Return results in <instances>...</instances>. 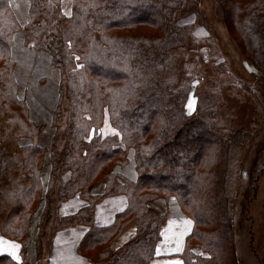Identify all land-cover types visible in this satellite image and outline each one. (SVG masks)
<instances>
[{"label":"trees","instance_id":"16d2710c","mask_svg":"<svg viewBox=\"0 0 264 264\" xmlns=\"http://www.w3.org/2000/svg\"><path fill=\"white\" fill-rule=\"evenodd\" d=\"M73 1L72 14L66 17L61 0H29L30 19L23 26L24 45L47 50L51 62L66 75L51 121L56 130L48 148L51 170L43 192L46 148L38 138L46 124L31 119L29 106L19 95L10 55L14 34L22 26L9 0H0V235L17 240L23 255V261H17L2 253L0 264L29 263L25 250L30 244V218L43 194L37 250L48 233L51 247L58 230L83 224L89 229L78 250L90 264H149L165 216L152 217L147 203L173 195L194 220L186 241V264H237L231 217L235 180L231 158L236 151L230 144L239 145L246 134L236 131L226 142L209 113L200 107L195 117L185 113L188 92L172 82L179 64L171 54L186 43L191 28L174 15L181 0ZM217 1L249 58L260 61L264 0ZM105 108L118 136L104 137L98 130ZM63 109L69 118L67 144L60 148L57 119ZM27 137L34 143L22 145L20 140ZM130 149L136 180L115 171L117 165L128 163ZM101 182L104 192L92 194V186ZM120 193L127 196L128 206L111 224L95 225L97 204ZM74 196L88 204L60 215L61 202ZM134 221L136 235L113 252L110 244ZM193 247L204 256L195 254Z\"/></svg>","mask_w":264,"mask_h":264},{"label":"rangeland","instance_id":"374dc122","mask_svg":"<svg viewBox=\"0 0 264 264\" xmlns=\"http://www.w3.org/2000/svg\"><path fill=\"white\" fill-rule=\"evenodd\" d=\"M73 2L71 0L68 14L62 9L66 17L72 14ZM181 3V8L174 7V15L182 24L191 23V28L186 43L171 51L173 59L178 61V71L174 73L173 69L167 75L174 73V86L188 92L184 104L186 114L195 117L201 110L209 113L208 117L212 118L211 122L216 124L226 142L231 133L241 131L246 134V139L239 145L230 144L236 151L231 158V167L235 169L231 210L233 251L237 264H264V53L259 55L260 61L249 58L240 38L224 21L217 0H181ZM12 46L10 59H13L20 75V83L15 77L20 85V97L26 100L29 108L39 99L46 107L41 114L48 119L53 118L59 99V85L64 84L66 75L61 72V67L51 62L47 50L25 46L18 50V55H14ZM50 78L55 81L54 85L50 83ZM68 101L69 98L65 97V104ZM68 118L66 109L58 115L60 148L67 144ZM48 122H43L46 124V138L56 130L50 125V120ZM108 124L111 125L105 108L98 130L101 132L103 125ZM130 151L134 155V150ZM50 237L48 233L38 250L34 241L33 260L29 261L32 254L28 248L25 250L28 264H37L38 257L42 261L44 257L49 259L46 256L47 251L48 255L50 252ZM192 251L204 256L198 248L193 247Z\"/></svg>","mask_w":264,"mask_h":264},{"label":"crops","instance_id":"0c3cea01","mask_svg":"<svg viewBox=\"0 0 264 264\" xmlns=\"http://www.w3.org/2000/svg\"><path fill=\"white\" fill-rule=\"evenodd\" d=\"M9 4L16 15L22 28L14 34V43L12 46V54L18 55L25 47L24 45V28L23 26L29 21V0H9ZM62 9L65 14L70 12L71 0H61ZM47 53V52H46ZM49 55V54H48ZM14 58V57H13ZM15 59V58H14ZM39 62V61H38ZM16 66V65H15ZM29 66V65H28ZM40 66V65H39ZM33 70L34 67L32 66ZM36 72V70H34ZM14 75L20 83V75L17 72V66L14 67ZM19 78V79H18ZM55 82V81H54ZM19 93L20 85H19ZM23 95V94H22ZM38 102L31 103L30 117L36 123L47 122L50 120L44 113L46 107L37 99ZM41 106V108H40ZM50 107V106H49ZM54 108V106H52ZM52 126V125H51ZM102 135L118 136V131L111 125H103ZM51 133V132H50ZM49 133V134H50ZM46 131L41 133L38 138V144L46 148L45 158L41 169V179L43 185V192L46 190L51 170V159L48 148L51 144V135L46 138ZM22 145H29L34 143L30 137L20 140ZM129 161L124 166L117 165L115 171L129 179H137V171L135 168V161L133 152L129 150ZM68 177V174L66 175ZM104 183H98L92 186V194H101L104 192ZM44 194L38 205L37 211L32 215L29 226V237L31 239L28 250L32 254L30 261L34 259L33 245L35 241V233L38 231L40 215L44 207ZM88 204V201L74 196L61 202L59 207L60 215L72 214L80 209L83 205ZM128 206V198L125 194H115L105 197L96 206L94 223L97 226H107L111 224L115 215L123 211ZM149 214L152 217L165 216L164 222L161 224L160 236L155 245V252L150 259L149 264H186L185 247L187 237L192 233L194 227V220L181 209L177 198L173 195L169 197H157L151 199L147 203ZM185 221H191L186 223ZM87 225L78 224L65 229L58 230L52 237L50 252L47 258L44 257L42 264H90L91 261L86 254L78 250L79 243L83 239L85 233L88 231ZM137 232L136 221L125 226L121 234L110 244L111 250L114 252L121 248L127 241L133 238ZM18 246V247H16ZM6 253L11 255L16 260L20 261L23 258L21 252V244L17 240L8 239L0 235V254ZM14 253V254H13ZM37 262V260H36ZM34 264V263H33Z\"/></svg>","mask_w":264,"mask_h":264},{"label":"snow or ice","instance_id":"6c2138e0","mask_svg":"<svg viewBox=\"0 0 264 264\" xmlns=\"http://www.w3.org/2000/svg\"><path fill=\"white\" fill-rule=\"evenodd\" d=\"M191 107H192V104L190 103V104H189V108H191ZM185 222H186V223H189V224L191 223V221H185ZM16 247H18V246H16ZM13 254H14V253H13ZM176 264H179V262H176Z\"/></svg>","mask_w":264,"mask_h":264},{"label":"bare ground","instance_id":"6f19581e","mask_svg":"<svg viewBox=\"0 0 264 264\" xmlns=\"http://www.w3.org/2000/svg\"><path fill=\"white\" fill-rule=\"evenodd\" d=\"M35 66H36V63H35ZM50 79H51V80H49L50 83L54 85V84H55V83H54V80H53L52 78H50Z\"/></svg>","mask_w":264,"mask_h":264}]
</instances>
